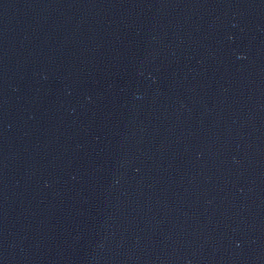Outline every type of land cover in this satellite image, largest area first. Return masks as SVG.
I'll return each mask as SVG.
<instances>
[{"label": "water", "instance_id": "water-1", "mask_svg": "<svg viewBox=\"0 0 264 264\" xmlns=\"http://www.w3.org/2000/svg\"><path fill=\"white\" fill-rule=\"evenodd\" d=\"M0 264H264V0H0Z\"/></svg>", "mask_w": 264, "mask_h": 264}]
</instances>
